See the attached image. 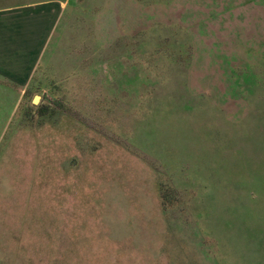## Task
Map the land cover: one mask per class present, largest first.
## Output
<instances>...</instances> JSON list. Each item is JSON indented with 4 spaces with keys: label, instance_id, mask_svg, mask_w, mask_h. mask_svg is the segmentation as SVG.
I'll list each match as a JSON object with an SVG mask.
<instances>
[{
    "label": "rangeland",
    "instance_id": "374dc122",
    "mask_svg": "<svg viewBox=\"0 0 264 264\" xmlns=\"http://www.w3.org/2000/svg\"><path fill=\"white\" fill-rule=\"evenodd\" d=\"M80 2L0 151V264H264V0Z\"/></svg>",
    "mask_w": 264,
    "mask_h": 264
},
{
    "label": "crops",
    "instance_id": "0c3cea01",
    "mask_svg": "<svg viewBox=\"0 0 264 264\" xmlns=\"http://www.w3.org/2000/svg\"><path fill=\"white\" fill-rule=\"evenodd\" d=\"M76 4L80 0H0V151L33 150V137L29 144V132L18 130L28 121L34 127L35 93L54 81L60 22Z\"/></svg>",
    "mask_w": 264,
    "mask_h": 264
},
{
    "label": "water",
    "instance_id": "95a60500",
    "mask_svg": "<svg viewBox=\"0 0 264 264\" xmlns=\"http://www.w3.org/2000/svg\"><path fill=\"white\" fill-rule=\"evenodd\" d=\"M41 97L39 95L35 96L33 100L34 105H38L40 103Z\"/></svg>",
    "mask_w": 264,
    "mask_h": 264
}]
</instances>
